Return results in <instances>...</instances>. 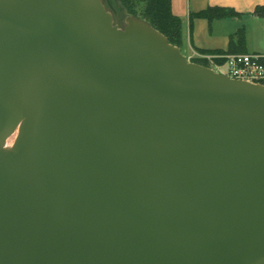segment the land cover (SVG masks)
Wrapping results in <instances>:
<instances>
[{"label":"water","instance_id":"95a60500","mask_svg":"<svg viewBox=\"0 0 264 264\" xmlns=\"http://www.w3.org/2000/svg\"><path fill=\"white\" fill-rule=\"evenodd\" d=\"M125 11L0 0V264H264V84Z\"/></svg>","mask_w":264,"mask_h":264},{"label":"crops","instance_id":"0c3cea01","mask_svg":"<svg viewBox=\"0 0 264 264\" xmlns=\"http://www.w3.org/2000/svg\"><path fill=\"white\" fill-rule=\"evenodd\" d=\"M264 0H171V8L182 21V40L180 49L192 61L202 59L223 64L219 57L226 53L264 51ZM210 7L230 8L239 16L208 18L197 13ZM257 25L263 30L257 31ZM244 28L245 42L240 44L237 32ZM259 36V41H258Z\"/></svg>","mask_w":264,"mask_h":264},{"label":"trees","instance_id":"16d2710c","mask_svg":"<svg viewBox=\"0 0 264 264\" xmlns=\"http://www.w3.org/2000/svg\"><path fill=\"white\" fill-rule=\"evenodd\" d=\"M137 1L142 3L140 12H137L134 9ZM120 2L122 7L130 14L139 16L140 18L148 21L156 29L165 34L172 44L180 46L182 40V21L179 16L173 13L171 0H120ZM262 8L264 7L259 6L256 11L261 13L260 10ZM262 14H264V12H262ZM197 15L213 20L215 18H223L227 16H239V13L230 8L210 7L206 10L200 11ZM237 37L239 43L244 44V28H241L237 32Z\"/></svg>","mask_w":264,"mask_h":264},{"label":"built area","instance_id":"2783aa9c","mask_svg":"<svg viewBox=\"0 0 264 264\" xmlns=\"http://www.w3.org/2000/svg\"><path fill=\"white\" fill-rule=\"evenodd\" d=\"M219 57L225 62L214 63L215 70L233 79L264 84V51L226 53Z\"/></svg>","mask_w":264,"mask_h":264},{"label":"rangeland","instance_id":"374dc122","mask_svg":"<svg viewBox=\"0 0 264 264\" xmlns=\"http://www.w3.org/2000/svg\"><path fill=\"white\" fill-rule=\"evenodd\" d=\"M109 1H111L112 5L115 7V9L118 12V15H120L122 22H124L125 17H126V11L122 7L119 0H109ZM122 8H123V10H122ZM141 8H142V3L140 1H137V3L134 6L135 11L140 12ZM256 27H257V31L263 30V27H261V25L260 26L257 25ZM258 41H259V36H258ZM214 63H215V61H210L209 59H202V61H201V64H205L206 66H209V67L214 66ZM14 140H15V136L10 138L9 143L12 145Z\"/></svg>","mask_w":264,"mask_h":264},{"label":"flooded vegetation","instance_id":"af4514ba","mask_svg":"<svg viewBox=\"0 0 264 264\" xmlns=\"http://www.w3.org/2000/svg\"><path fill=\"white\" fill-rule=\"evenodd\" d=\"M119 2H120V0H119ZM104 3L106 4V6H107V8L109 9V10H112V9H115V7L112 5V3H111V1H109V0H104ZM121 3V2H120ZM116 10V9H115ZM122 10H123V8H122ZM125 10V9H124ZM116 12H117V10H116ZM117 14H118V12H117ZM119 17H120V15H119ZM121 19V18H120ZM122 21V20H121Z\"/></svg>","mask_w":264,"mask_h":264}]
</instances>
